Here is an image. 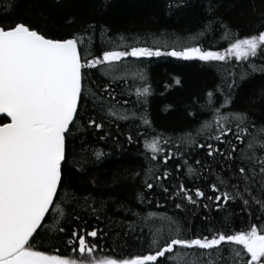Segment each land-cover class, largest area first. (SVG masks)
I'll return each instance as SVG.
<instances>
[{
	"label": "trees",
	"instance_id": "obj_1",
	"mask_svg": "<svg viewBox=\"0 0 264 264\" xmlns=\"http://www.w3.org/2000/svg\"><path fill=\"white\" fill-rule=\"evenodd\" d=\"M169 2L175 0H0V21L23 20L48 36L90 35L92 43L84 46L82 56L91 52V56H87L91 59L103 50H130L132 46L162 52L181 51L185 47L222 52L234 42V38L225 33L223 25H227L238 38H244L256 30L261 19L259 13L264 11L262 0H211L217 8L211 14L206 11L210 0H181L184 6L172 10L167 7ZM88 25H94V28L85 33ZM254 62L259 66L264 64V59H255ZM246 68L247 62L234 57L225 63L167 55L129 56L115 62L110 69L86 68V88H101L114 80L112 89L116 99L113 103L118 108L123 105L137 117L146 115L150 125H144L137 118L107 121L103 133L79 127L76 139L71 141L76 158L84 154L82 148L87 149L90 159H94L91 156L93 151H103L106 155L88 166L86 173L68 172L65 186L81 195L92 193L104 202V207L97 219V214H84L78 207L74 212L66 204L67 217L79 214L80 220L67 218L65 231L59 232L60 219L53 223L47 216L39 234L35 235L34 249L78 260L89 259L73 252L77 244L69 243V240H76L70 232L83 229L81 234L86 243L95 245L91 259H130L154 253L158 249L152 244L153 234L167 237L177 224L184 227L187 238H211L216 231L230 233L232 230H249L253 225L264 226V214L258 206L245 209L237 200L230 201L225 210H220L211 200L193 196L198 200L193 205L186 200L182 202L176 194L177 186L183 184L193 191L196 187L201 188L206 196L213 195L209 184L215 181V176L219 174L227 179L236 170L235 163L231 171L222 170L221 164L226 162L220 157L209 158L204 149L181 142V137L187 138L191 133L197 143L219 146L207 139L214 134L216 118L207 107L210 102L208 92H213L212 99L219 107L223 96L217 89L228 95L229 85L235 80L231 87V104L221 114L247 113L256 124L264 123V73L256 72L248 79L240 80L239 74ZM142 87H150V94L138 100L136 89ZM124 101H127L126 105ZM85 112L100 119L90 104L84 103L79 115L84 116ZM76 124L80 125V121L77 120ZM105 133L106 139L100 140L99 136ZM152 137H159L161 147L176 154V158L169 161L166 169H160L171 173L168 180L163 181L162 186L154 185L148 190L143 187L142 177L144 170L151 166L147 158L151 153L145 144L150 143ZM165 140L169 143L164 144ZM173 141L176 147H173ZM177 148L184 152L183 156L177 153ZM197 160L201 163L196 164ZM177 164L179 168L174 170ZM206 165H211L213 171L205 170ZM188 167L198 175H189ZM92 179H95V185L90 183ZM163 187L169 191L163 192ZM140 192L146 196L144 203L137 198ZM58 195L60 200L65 199L63 192ZM176 203H182V208L177 209ZM205 204L207 208L203 206ZM50 213L58 217L54 209ZM228 214H231V224L226 227L223 217ZM93 229L98 231L95 238L87 236V232ZM228 247L233 246H222L225 258L213 251V264H228ZM156 264H199L198 254L181 249L172 260L159 258Z\"/></svg>",
	"mask_w": 264,
	"mask_h": 264
},
{
	"label": "snow or ice",
	"instance_id": "obj_2",
	"mask_svg": "<svg viewBox=\"0 0 264 264\" xmlns=\"http://www.w3.org/2000/svg\"><path fill=\"white\" fill-rule=\"evenodd\" d=\"M183 6L181 0L167 4L169 10ZM206 11L209 14L217 11L211 0ZM259 16L261 19L256 30L244 38H238L227 25H223L225 33L230 34L234 42L222 52L204 51L200 47L162 52L159 49L132 46L130 50H103L99 56L91 59L87 58L91 52L82 56L84 46L92 43L90 35H72L70 38L48 36L23 20L0 21V114H3L0 116V264H156L159 258L172 260L181 249L197 253L199 264H213V251L225 258L222 246H233L227 249L228 264H264V226L255 225L249 230H232L230 233L216 231L211 238H187L184 227L177 224L167 237L153 234L152 244L158 249L154 253L130 259H91L95 245L86 243L85 236L81 234L83 229L70 232V236L76 237V240H69V243L77 244L73 252L89 259L47 254L33 247L35 235L39 234L38 229L43 227L46 216H50L53 223L57 218L60 219L59 232L65 231L67 218L80 220L79 214L67 217L64 211L66 204L74 212L78 207L84 214H97V219L104 207V202L92 193L81 195L65 186L68 172L86 173L88 166L106 155L103 151H93L91 156L94 159H90L87 149L82 148L84 154L76 158L71 141L76 139L75 133L79 127L83 126L85 131L94 129L97 133H103L107 121L137 118L144 125H150L146 115L137 117L135 113L124 109L123 105L118 108L113 103L116 99L112 89L114 80L101 88H86L85 69H110L115 62L129 56L167 55L186 60L225 63L234 57L247 62V68L239 74L240 80H246L256 72L264 73V64L258 66L254 62L255 59H264V11ZM89 28H94V25H88L84 32L87 33ZM233 85L235 80L229 85L228 95L222 89H217L223 96V103L219 107L215 106V100L212 99L213 92L207 93L210 98L207 107L216 117L214 134L207 139L219 146L197 143L191 133L187 138L181 137V142L204 149L209 158L220 157L226 162L221 164L222 170L231 171L233 163L236 164V170L227 179L219 174L215 176V181L209 184L213 195L206 196L201 188L196 187L193 191L183 184L177 186L176 194L182 202L186 200L193 205L198 202L193 196L211 200L220 210H225L230 201L239 200L245 209L258 206V210L264 214V123L256 124L247 113L221 114L231 104ZM149 94L150 87L136 89L138 100ZM84 103L92 106L99 120L95 116H88L87 112L84 116L79 115ZM77 120L80 125L76 124ZM99 139H106V133L101 134ZM131 139L129 136L128 140ZM168 143V140L164 141V144ZM172 144L173 147L177 146L175 141ZM145 147L151 153L147 157L151 166L144 170L143 187L152 190L154 185L162 186V182L168 180L171 173L160 169H166L169 161L175 160L176 154L161 147L159 137H152ZM177 153L184 155L180 148H177ZM195 163L201 162L197 160ZM178 168L179 164L174 170ZM205 170L213 171L211 165H206ZM187 173L192 175L195 170L188 167ZM90 183L95 185V179L90 180ZM162 190L165 193L169 191L167 187ZM60 192L64 193V200H60ZM137 198L140 203H144L146 196L140 192ZM182 206V203L175 204L177 209ZM203 206L208 207L207 204ZM50 209H54L58 217L53 216ZM223 220L226 227L230 226L231 214L225 215ZM97 235L95 229L87 232V236L93 238Z\"/></svg>",
	"mask_w": 264,
	"mask_h": 264
},
{
	"label": "water",
	"instance_id": "obj_3",
	"mask_svg": "<svg viewBox=\"0 0 264 264\" xmlns=\"http://www.w3.org/2000/svg\"><path fill=\"white\" fill-rule=\"evenodd\" d=\"M3 114H0V116H2ZM51 210V209H50ZM47 217V216H46ZM46 217H45V219H46ZM42 224H43V222H42ZM39 230V229H38ZM35 235V234H34Z\"/></svg>",
	"mask_w": 264,
	"mask_h": 264
}]
</instances>
